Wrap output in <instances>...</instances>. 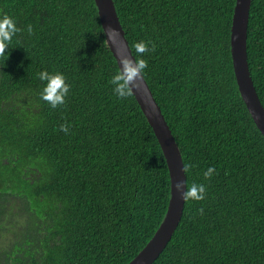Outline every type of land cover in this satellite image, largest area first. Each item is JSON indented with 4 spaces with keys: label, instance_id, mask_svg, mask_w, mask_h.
<instances>
[{
    "label": "trees",
    "instance_id": "16d2710c",
    "mask_svg": "<svg viewBox=\"0 0 264 264\" xmlns=\"http://www.w3.org/2000/svg\"><path fill=\"white\" fill-rule=\"evenodd\" d=\"M113 1L188 187L206 186L153 264H264V135L233 68L237 0ZM4 15L21 31L0 57V264H129L164 221L171 180L135 95L113 91L120 68L96 1L0 0ZM136 42L155 52L138 56ZM247 46L264 105V0ZM44 70L71 86L56 108L41 97Z\"/></svg>",
    "mask_w": 264,
    "mask_h": 264
},
{
    "label": "water",
    "instance_id": "95a60500",
    "mask_svg": "<svg viewBox=\"0 0 264 264\" xmlns=\"http://www.w3.org/2000/svg\"><path fill=\"white\" fill-rule=\"evenodd\" d=\"M95 1L107 45L117 60L119 68L123 67L122 61L126 58L132 59L134 64L138 63L126 37L114 1ZM252 1H236L231 29V53L240 95L254 122L264 135V105L251 75L247 51ZM141 80L142 82L139 83L133 81L130 87L162 148L170 174L171 198L163 223L149 243L129 264H153L160 257L177 231L184 215L186 199L183 198L182 192L176 188V185L185 181L188 187L181 149L143 73Z\"/></svg>",
    "mask_w": 264,
    "mask_h": 264
},
{
    "label": "clouds",
    "instance_id": "9594fccd",
    "mask_svg": "<svg viewBox=\"0 0 264 264\" xmlns=\"http://www.w3.org/2000/svg\"><path fill=\"white\" fill-rule=\"evenodd\" d=\"M19 31L21 29L12 17L8 15L0 17V57L5 55L6 48L10 46L13 36ZM28 31H32L31 25L28 26ZM134 47L138 56L151 55L155 52L154 47L149 48L143 42H136ZM122 65L123 67L112 76L110 82L113 85L114 93L119 98H127L132 95V88L130 87L132 82H142L141 74L147 70V65L143 62L134 64L130 58L124 59ZM38 76L41 81L46 82L41 93L42 99L49 102L53 108L63 105L71 87L67 83V77L61 72H49L47 70L41 71ZM61 130L68 133V124L61 125ZM186 167H191V165ZM214 172L215 169L209 167L203 174L205 178L210 179ZM185 187V181L176 185V188L182 192L184 199L201 201L206 198V186L203 183L193 182L190 187H186V191L184 190Z\"/></svg>",
    "mask_w": 264,
    "mask_h": 264
}]
</instances>
